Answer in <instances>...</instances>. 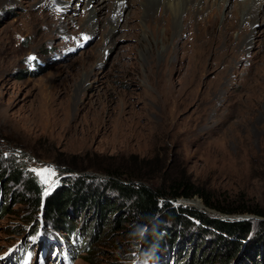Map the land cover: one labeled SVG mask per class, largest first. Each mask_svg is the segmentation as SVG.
<instances>
[{"label":"rangeland","instance_id":"374dc122","mask_svg":"<svg viewBox=\"0 0 264 264\" xmlns=\"http://www.w3.org/2000/svg\"><path fill=\"white\" fill-rule=\"evenodd\" d=\"M201 1L199 8L211 0ZM235 1L222 11L235 9ZM147 5L135 0L113 22L107 8L97 16L101 21L85 25L91 8L79 0H0V169L32 171L43 189L35 205L23 183L8 184L9 210L0 215V264H174L184 242L205 243L201 250H210L190 224V233L178 231L171 244L163 240L148 252L145 237L153 221L131 235L135 225L132 216L125 218L124 206L108 218L115 226L116 215L123 216L110 228L98 205H91L85 212L87 237L80 233L82 211L74 214V232L55 227L45 216L44 201L77 177L94 189L115 173L147 186L182 179L200 195L173 205L257 224L254 214L225 215L205 206L203 197L220 206L264 204V21L251 25L257 42L244 49L243 61L237 63L236 55L235 67L223 68V59L211 53L229 38L235 58L243 39L240 9L233 11L237 16L228 31L218 13L211 53L201 63L197 41L186 40L183 32L173 37L172 29L162 34L167 25H157L152 12L145 18ZM30 56L36 59L29 61ZM229 74L236 82L226 79ZM101 191L100 203L113 195L108 188ZM83 240L92 253L78 244ZM241 253L230 264H239Z\"/></svg>","mask_w":264,"mask_h":264},{"label":"trees","instance_id":"16d2710c","mask_svg":"<svg viewBox=\"0 0 264 264\" xmlns=\"http://www.w3.org/2000/svg\"><path fill=\"white\" fill-rule=\"evenodd\" d=\"M69 180L72 181L70 184L68 183ZM86 182V178L82 177H77L75 180L68 179L67 182L65 181L58 186L52 195L46 198L44 201L45 216L53 219L55 227H62L70 233L74 232L78 221L76 218L73 219L74 214L75 212L82 211V215L85 218L82 220L83 227L80 233L84 232V236L87 237L89 234L87 232L88 226L85 224L88 216L85 215V212L90 211L91 205H98L102 213L101 215L105 219V225L110 226V228L118 226V222L121 221L123 216L116 215L117 218L114 219L115 226L108 221V218L124 206L127 210L124 214L127 216L125 218L130 219V216H132L131 220L135 225L131 231V235H136L137 232L141 231L143 226L153 221L145 237L148 252H153V249L157 245L161 246L163 240L171 244L177 238L178 231L179 233H190V224H195L194 226L197 227L195 230L197 229V232L204 236L205 241L208 244L210 243V250L208 252L201 250V246L205 243H193L192 240L188 241L187 244L184 242L181 245L180 251H178L179 256L176 258L174 264H178L180 261L182 264L186 262V264H191V262L197 264H215L214 260H218L220 262L218 264H230L241 251L239 264H247V261L251 264H264V204L261 206H220L211 202L209 198L203 197V204L219 213L225 215H240L246 214V212L254 214V216L259 218V220L255 221L257 224L254 225L253 222L247 220L240 222L219 219L207 215L202 210L191 205H173L172 199H190L195 195H200L199 190L192 183L182 179H171L166 184L147 186L142 182L123 181L120 175L115 173L113 176L109 175L103 185L99 184L95 186V189L92 188L90 183ZM9 183H23L24 187L34 195V204H38L40 194L43 191L38 176L32 171L26 172L24 169H18L17 167H13L12 169L2 168L0 169V215L9 210L8 206L4 204L6 197L11 192ZM107 188L111 190L113 195L112 197L108 195L104 196V199L101 198L102 202L100 203L98 195L102 196L103 191L101 190ZM92 211L94 214L95 209ZM93 220L91 221L92 223ZM163 222H173V224H176L177 229L178 226L180 228L173 230L172 227L164 226ZM99 227L97 221L92 230L93 232L90 234L92 238L97 236L96 229ZM87 243V240H83L79 241L78 244L82 248H85L86 251L92 253L94 248ZM66 244L70 246L68 242ZM27 245V249L30 250L29 244ZM216 247H219L217 252H213ZM216 255H218L217 258H215Z\"/></svg>","mask_w":264,"mask_h":264},{"label":"bare ground","instance_id":"6f19581e","mask_svg":"<svg viewBox=\"0 0 264 264\" xmlns=\"http://www.w3.org/2000/svg\"><path fill=\"white\" fill-rule=\"evenodd\" d=\"M79 1L81 3H85L87 7L91 8V11H89V14H88L89 17H87V20L84 22L85 25L90 23L91 22L90 20L92 19H97L98 21H101L97 16L98 14L105 13L104 11L107 8H110V9L112 8V11L109 10L111 13L109 16V19L112 20V22L116 21L119 19L118 15L120 14L122 7H124L125 5L128 6L129 3L131 2H135V0H130L129 3L126 0H116V1H113L112 2L113 4L111 3L112 5L110 4L111 5L110 6L107 2L108 0H98L97 4L95 5L92 4V0H79ZM144 1L146 2V4L148 3L145 9V16H146L145 18H148L149 13L152 12V14H154L157 17L156 19L157 25L159 26L160 24L163 26L167 25L166 29L162 27L163 28L162 34L167 32L168 29H172L171 32H172L173 37H177L178 35V38H181L180 35L183 32L186 34V40L188 41L196 40L197 41L198 46L201 50V53L198 56L200 59L199 62L201 61V63H203L202 61L206 57V55H209L211 53V48L215 41L214 29H215V25L219 17L218 13L221 12V16L223 17L222 18L224 21L222 23L223 30L228 31L231 28L230 21L235 19L237 16V15L232 14L234 13L233 11L235 9L236 10L240 9L239 15H241V20H240V17L238 16V19H239L238 22H240L239 26L242 25L240 34L241 36H243V39L240 43L237 44V49H234V50H237V52H234L235 58L234 56H232V53H231V47H230L229 40H228L229 38H227L228 43L226 42L224 43L223 49L218 50L216 48V51H213L211 53L218 60L223 59V68H229V67L234 68L235 64L243 61L242 59L244 57V53H243L244 49H247L250 47L252 48V46H254L257 42L256 38L258 34H256L254 29L251 28V25L259 21H264V7H263L264 0L263 1L257 0V2L256 0H241V1L236 0L233 6V8L235 9H233L232 11H224V10L222 11L224 5L226 3L228 4L230 0H211L210 2H206V4H204V6L200 8L198 7V5L202 3L201 0H144ZM58 6L61 7V3L60 4L58 3ZM107 24L110 26L108 20H107ZM185 26L188 28L186 32H184L185 30H183ZM113 30L111 29V31ZM220 31L221 30L219 29L217 32L216 41H218L220 37ZM187 37H189V39ZM166 41H167V38H163V42L166 43ZM167 47H168V44L164 46L161 52L164 56L167 54V51H168ZM236 55H240L238 62L236 61V58H237ZM201 63L200 65H202ZM211 64H212L211 67H214V62H212ZM169 67H171V64H169ZM201 68L202 70L204 69L203 67ZM252 78H253V73L252 71L249 70V74L247 77L248 83L252 81ZM226 79L228 81L230 79H233L236 82V78L230 74H229V77ZM215 102H217V100ZM215 105L216 104L212 101V106L216 107Z\"/></svg>","mask_w":264,"mask_h":264},{"label":"water","instance_id":"95a60500","mask_svg":"<svg viewBox=\"0 0 264 264\" xmlns=\"http://www.w3.org/2000/svg\"><path fill=\"white\" fill-rule=\"evenodd\" d=\"M179 200V201H178ZM182 200H188L186 198H181V199H172V201H177V203L182 204ZM184 205V204H183Z\"/></svg>","mask_w":264,"mask_h":264},{"label":"snow or ice","instance_id":"6c2138e0","mask_svg":"<svg viewBox=\"0 0 264 264\" xmlns=\"http://www.w3.org/2000/svg\"><path fill=\"white\" fill-rule=\"evenodd\" d=\"M84 39L87 40L88 37L85 36ZM35 59H36L35 57H31V56L28 58L29 61H32V60H35ZM43 171H47V169H44Z\"/></svg>","mask_w":264,"mask_h":264}]
</instances>
